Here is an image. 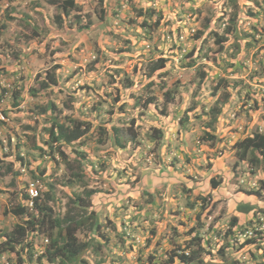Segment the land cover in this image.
<instances>
[{
  "label": "rangeland",
  "instance_id": "1",
  "mask_svg": "<svg viewBox=\"0 0 264 264\" xmlns=\"http://www.w3.org/2000/svg\"><path fill=\"white\" fill-rule=\"evenodd\" d=\"M105 1L111 7L106 20H102L99 15L103 7L99 0H78L79 22L88 33L76 31L75 24H68L74 13L68 16L62 13V19L56 22L57 14H61L56 4L48 9L50 23L55 27L52 34L35 31L32 21H27L28 27L22 24L24 31L16 33L23 35L22 39L10 44L5 40H10L14 33H4L2 37L0 31L4 40L0 43V67L18 59L24 65L16 67V75L3 81L10 90L19 89L20 85L23 88L38 85L36 76L47 70L56 72L57 87L62 86V89L47 88L34 98L20 87L23 98L18 105L12 103L10 94H4L0 100V112L5 115L0 120V135L4 139L9 136L13 144L19 142L20 155L28 149L36 150L27 145L37 141L43 147L52 146L54 156L39 159L37 170L44 172L38 178H28L27 164H17L21 179L14 182L18 186L23 181L17 187L21 192L12 196L0 194V232H9L14 222L20 221L4 211L14 206L17 198L25 199L22 193L31 180L37 181L38 198L42 203L47 201L54 216L64 212L74 214L68 192L83 193L91 189L94 193L89 200L96 210L93 217L105 216L107 228L99 232L108 239L99 234L100 239L93 237L89 224L79 227L76 235L88 243L83 254L85 264H156V259L165 257L164 246L176 236L170 237L173 225L179 226L176 234L182 236L194 222L193 216L187 219L193 213L188 214L185 208L181 213L173 212L187 199L211 194L208 201L211 203L217 197L213 219L222 217L229 207L240 220L264 212V183H261L264 175L257 170L251 172L246 162H237L231 147L233 140L248 129L264 131V75H252L255 66L261 69L259 59L264 56V0H237L231 5L224 0H141L138 3L141 7L148 4L161 15L160 25L151 30V39L138 27L139 21L135 20L141 18L128 11L125 0ZM236 2L240 7L236 13L251 15L250 18L237 20L238 31L231 30L233 38L226 41L222 53L218 44L208 41L210 59L203 57L196 59L194 65H187L192 56L186 54L192 49L195 32L203 30L207 21V29L218 22L220 28L227 26V15L222 10L234 12ZM34 16L38 28L42 29L40 22L46 27L48 22L43 17ZM157 17L158 14L152 15L151 24ZM28 45L30 50L24 51ZM205 52L200 50L195 57ZM6 53L10 57L4 60ZM161 57L167 58V66L152 72L158 63L155 61ZM199 64H206L205 71ZM203 72L204 82L200 78ZM149 74H152L151 85L147 83ZM233 80H237L238 86L231 85ZM167 89H170L168 98L163 95ZM239 90L242 93L249 90L262 107L250 105L247 95H239ZM213 110L219 118H214ZM189 111V116L197 113L200 119H187ZM71 116L76 121L92 122L83 144L77 147L83 151L80 161L75 159V143L62 144L67 152V158L62 159L58 145L49 141L44 129L52 118L71 126L67 119ZM98 123L106 130L101 139L96 130ZM154 129L163 132L160 142L152 137L159 134ZM114 130L119 141L114 138ZM10 159L8 156L2 165H8ZM82 166L85 167L82 180L89 179L84 185L87 189L78 182V175L73 174L80 172ZM229 173L233 174L230 178ZM211 177L218 180L217 187L210 186H213ZM72 178L75 183L70 185ZM10 180V176L1 178V185L9 184ZM50 189L57 191L52 200L45 194ZM238 202L248 204L242 208L243 212L236 209ZM47 227L41 225L37 229L47 235L50 234ZM233 234L229 240L236 247L241 238L238 240L237 234ZM30 235L28 228L24 243ZM36 241L34 256L44 248L39 246L40 237ZM27 246L24 245V254ZM215 248L216 245L210 254L201 252L200 256L216 257ZM152 251L156 257L148 261ZM234 253L226 256L230 259ZM17 261L14 252L0 253V264Z\"/></svg>",
  "mask_w": 264,
  "mask_h": 264
},
{
  "label": "trees",
  "instance_id": "2",
  "mask_svg": "<svg viewBox=\"0 0 264 264\" xmlns=\"http://www.w3.org/2000/svg\"><path fill=\"white\" fill-rule=\"evenodd\" d=\"M50 3L56 4L61 12V14L57 15L55 20L58 22L62 19V13L66 16L73 15V24L76 25V31H81L88 33L86 31L87 29L84 28V26L80 25L79 22V13H80V7L81 5L78 4V0H49ZM128 11H133L138 15V17L141 18V20H135L138 22V27H141V29L145 30V37L148 39H151V30L157 29V27L160 25V18L161 15L158 11L155 10V8L151 7L150 5L146 4L143 7H141L138 3L141 0H125ZM237 0H224V2L229 3L231 5V2H235ZM103 2H107V4H103ZM100 5L103 7L101 8V13L99 15V18L102 20H106L107 17V11H110V4L108 1L105 0H99ZM103 4V5H102ZM235 5V11L234 12H226V10H222L224 14L227 15L226 22L230 26H224L223 28H220L221 22H218L214 24L212 27L207 29L209 27V22L204 23V29L203 30H197L193 36L194 43L192 46V49L186 54L188 56H192L189 61H187V65H194V62H196V59H200L203 57H206L210 59V55L208 54L207 50L209 48V42L212 41L214 44H218L219 46V53L223 52V49L226 46V41L230 38H233L232 35V29H234L237 33L238 31V19L242 18H250L251 15H245V14H237L236 11H240V7L238 6L237 2ZM264 6V4H263ZM104 8L106 9V12L104 13ZM153 14H158L157 19H155L151 24V19ZM164 23H166L164 21ZM102 23L98 24V27H101ZM105 26V25H104ZM155 28H154V27ZM94 27H97L94 25ZM80 28V29H79ZM252 28H256L255 26H252ZM207 30V32H206ZM75 30H70V32H74ZM207 33V37H206ZM202 48V49H201ZM210 49V48H209ZM206 50L204 55H198L195 57L199 51ZM192 58H194L192 60ZM260 66L261 69L257 70L255 67L253 68L252 75H264V56L260 59ZM258 61V60H257ZM256 61V63H257ZM156 67L152 68V72L165 68L167 66V58H159ZM19 62H17L18 66ZM202 67V70L205 71L204 68H206V64H199ZM16 65L11 67L8 64H4L0 67V81L5 80L6 77H11L16 75L15 72L17 71ZM59 66H56L58 68ZM55 71V70H54ZM56 72H48V70L43 73L42 75H37L36 79L39 81L38 85H35L33 87L23 88L22 85L19 86V89L14 87L12 88L11 93V99L12 103L14 105H18L19 99L23 98V93L21 88L26 91L29 96L31 97H39L41 95V92H43L47 88H57L62 89V86H59L58 84V78L55 74ZM228 73V72H226ZM3 77V78H2ZM148 79V85H151L153 82L151 81L152 74H149ZM203 82L205 81V73H202V76L200 77ZM231 85L233 87L238 86L237 80H233ZM21 87V88H20ZM164 87V85H163ZM6 90L0 86V100H2V97L4 96ZM239 95H247L246 98H248V101H251L249 104L254 105L255 107H259V99L255 95H251V92L247 90L245 93H242L241 90L238 91ZM261 98H263V93L261 91ZM163 95L165 97H170V89L163 91ZM137 102V100L135 99ZM248 107H251V106ZM52 107V103L50 104ZM262 107V105L259 107V109ZM168 113V110L165 111ZM214 112V110H213ZM174 114L170 115L171 119H173L175 116ZM215 115V112H214ZM216 116V115H215ZM53 121L50 123L49 126H46L44 129L46 130L48 134V139L52 143H55L58 145V155L62 157V159H66L67 152L65 148H63L64 143L66 144H76L74 146V151L76 152L77 158L76 161H80L81 157L83 156V151L77 147L83 144L86 136V132L92 126V122L89 119H83V120H75L76 117H68V121L71 122L69 124H66L64 121H59L58 119L52 118ZM182 120V118L180 119ZM76 121V122H75ZM94 124V123H93ZM186 126V125H184ZM30 128V126H27ZM113 129H117L114 127ZM96 130L98 132V138H102L103 131L105 130V127L102 123H98ZM155 130V129H154ZM155 131H158L159 134H153L152 137L154 139H157L158 142H160L162 137V132L159 129H156ZM114 138L116 141H119V136L114 130ZM103 141V140H102ZM121 145L122 142H119ZM19 142H16L13 144L10 140V137L3 138V136L0 135V194H7L8 196H12L14 194L20 193V189L17 187L23 183L20 182L18 186L15 184L14 181L21 179L19 177L20 175V168L17 167V164H23L26 165V174L28 178H38L40 174L44 172V170H37L38 166L40 165L39 159H43L44 157H50L53 158V148L50 146L49 148L43 147L41 144H38L37 141H33L32 144L27 145L28 147H34L36 150L28 149L25 151L24 155L19 154L18 149ZM9 148L8 151L4 150V148ZM232 148L234 149V155L236 156L237 162H246L247 165L250 168L251 172H254L257 170L258 173L264 175V132L255 131L252 132L249 135L243 136L241 138H236L233 142ZM18 149V150H17ZM8 156L11 157L10 161L7 162L8 165L3 166L2 163L3 160H5ZM70 160V159H69ZM175 160V159H173ZM66 164L69 165L70 163L66 161ZM80 164V162H79ZM174 164V162H172ZM16 165V167H14ZM85 167L82 166L80 168V172L76 171L73 172L75 174L74 176L79 177V183L84 188L85 183L87 180L83 179V172ZM6 176H10L11 180L9 184L7 185H1V178H4ZM262 178V177H261ZM260 178V179H261ZM26 178H23V180ZM212 182L218 183V180H215L214 178H211ZM71 184L73 185L75 182L73 178L70 180ZM261 183H264V180H261ZM9 187L11 188V191L9 190ZM261 187H263V184H261ZM63 186L60 188L62 190ZM52 189V188H51ZM51 189L45 192L46 197H48L49 200L54 199L56 192H51ZM258 189V188H257ZM261 189V188H260ZM259 189V191H260ZM94 193V190H84L83 193L81 191H70L68 192V196L71 199L72 203V209L74 211L73 215H70L69 212H64L63 215L57 214L53 215L52 209L50 206H48L47 201L41 202L40 198L36 199L35 201V213H31L27 210V207L23 203V199L17 198V202L14 206H11V208H8L4 211L5 214H11L13 217H18L20 221H15L13 224V227L10 229L9 232H6L2 234L0 232V253L3 251L6 252H14L17 257V263L14 264H85L87 262L86 258L83 256L84 252L86 251V248L88 247V243L81 241L78 236L76 235V232L79 230L80 226H86L91 225V231L93 237H98L100 239V236H103L105 240L108 239V237L105 236L104 233L101 232L100 229L107 228L104 226V217H93V214L95 213V209L92 206V203L90 202V197ZM210 193V192H208ZM252 193V192H248ZM255 193H259L258 190H255ZM23 196L24 193H22ZM211 196V194H209ZM210 196L207 195H200L194 200L187 199L185 202L182 203V205H179L177 210H174V213H181L182 209H187V213L194 215L195 217V223L194 225L188 227L184 235H177L178 233V225H173L174 230L170 237L172 238L171 241H169V244L167 246H164L166 250L165 257L163 259H156V264H203V262H208L211 264H245L244 260L242 259V256L245 254H249V258L253 259L255 263L253 264H264V260L262 258L264 257V228L259 230L256 234L249 236L247 238H244L242 241L239 242V245L234 247L232 244V240H229L231 237L230 234L234 233L235 235L239 231V229L235 228V224L239 223L240 230L247 229L248 225H250L252 222L249 219L238 220L236 216L231 217V224H233V228L231 231L228 232H220L216 236L213 237H206L204 234L201 233V231L204 230V225L206 222L207 217L212 213V209L215 204H211L208 201H206V198H209ZM248 204L238 202L237 208L238 211L243 212V207H246ZM170 212V211H169ZM257 213V212H255ZM262 217H264V212L262 211ZM191 216L189 215L188 218ZM187 218V219H188ZM48 227H47V225ZM43 225L50 229V234H47L49 238V242L46 245L44 251L34 256V248L38 245L36 241V235L35 230L36 228H40V226ZM30 228V238L29 241L24 243L23 238L25 236L26 230ZM56 228V232L52 234V230ZM210 229V227H209ZM97 232H95V231ZM208 231L207 233H209ZM100 236H99V235ZM233 234V235H234ZM173 235V236H172ZM220 237L222 240L220 246L216 247L215 253L220 254L221 258L218 260H215L213 255L212 257L205 258L203 256H200V253L204 254H210V252L213 250L215 245H213V241L216 237ZM178 237V238H177ZM97 244H101L100 242L96 241ZM24 245H28V249L26 250V253H23ZM256 245L258 249L260 250V254L255 250L252 252L250 246ZM41 246V245H39ZM225 247V248H224ZM248 248V250L245 252V249ZM230 252H235L233 254L232 258H228L226 256ZM156 257L155 252H151L147 256V260L151 261Z\"/></svg>",
  "mask_w": 264,
  "mask_h": 264
},
{
  "label": "clouds",
  "instance_id": "3",
  "mask_svg": "<svg viewBox=\"0 0 264 264\" xmlns=\"http://www.w3.org/2000/svg\"><path fill=\"white\" fill-rule=\"evenodd\" d=\"M10 1H12V0H8V2L4 3L3 11L0 13V31L4 32V29L7 27V21H12L14 19H17L18 21H22V23L25 24V22H27L28 19H29L30 22L32 21V25L31 26L35 29V31L44 32V33L50 32V34H52L54 32L55 27H54L53 24L50 23V20H49L50 19V17H49L50 14H49L48 9H49V6H54L55 4L50 3L49 0H29L28 4H24V1H21L19 6H18L20 9L17 10V9H15V6H12L10 4ZM40 8H43V10H41ZM34 14H38V19L43 17V19H45L48 22V24H46V27L42 24V22H40V25H41L42 29L38 28V24L34 23L35 22L34 21L35 19H33ZM67 21H68L69 25L72 24V19H68ZM53 22L55 23V21H53ZM60 25H62V24H60ZM43 27H45V28L43 29ZM6 33L9 34V32H6ZM10 33H12V32H10ZM23 34H24V32H23ZM3 35H4V33L1 34L2 37H3ZM5 41H7V40H5ZM2 42H4V40ZM10 44H12V43H10ZM29 50L30 49H29V45H28L27 48L24 49V51H29ZM5 57L9 58L10 56H9L8 53H6V55L3 56L4 60H5ZM13 61H15V60H11L10 62H13ZM17 62H19L17 67H19L20 65L22 67L24 66L23 65V61H21L20 59H18ZM3 81H5V80H3ZM3 81L2 80L0 81V86L2 88H4V90H6L5 94L11 93L12 90H10V88ZM189 113H190V111L188 112V114L186 116L187 119H189V120L190 119H197V118L201 117V116L196 117V115H198L197 113H195L194 115L190 114V116H189ZM219 117H220L219 115H216L214 118H219ZM4 119H5V115H3L0 112V120H4ZM159 130L162 132L161 129H159ZM255 131L264 132L261 129L251 130V131H249V129H248L247 131L242 132L240 134V136H238L237 138H241L243 136L249 135V134H251L252 132H255ZM162 136H163V132H162ZM235 139L233 140V142L235 141ZM233 142L231 144V147L233 145ZM228 175H229L228 178L233 176L232 173H229ZM211 178H213V177H211ZM215 183L212 182L213 186L212 185H210V186L212 188H214V187H217L219 185V183L217 185H214ZM30 184H34L36 189H37V181L36 180H31L27 184V187L24 189L25 199H23V203L27 207V210L30 209V210H28L29 212H31V210L35 211V201L39 197L38 196V189H37V195L34 196V197H30L29 192H28V188L30 187ZM247 189H249V188H247ZM237 194L239 195L240 193H237ZM215 199L218 200L217 197ZM216 200H213L211 202V204H214V202ZM206 201H211V199L210 198H206ZM212 213H213V209H212ZM212 213L207 217L205 225H204V230L201 231V233L204 234L206 237H213V236H216L220 232L231 231L232 228H233V224H231V217L233 215L236 216L238 218V220H240V218H239L240 216L235 214V213H233L230 207L225 209L224 215L222 217H220V218L213 219ZM261 215H262L261 212H257L253 217L252 216L249 217L248 219L252 223L250 225H248L246 230L243 229L241 231L240 230V226L241 225L239 223L235 224V228L239 229V231L237 232V236L239 237L238 240L241 238L240 241H242L244 238L252 236V235L256 234L259 230L264 228V217H262ZM190 216H193L192 218H193L194 222L192 224H189L188 225L189 227L194 225V223H195L194 215H190ZM188 219H190V218H188ZM242 220L245 221V219H242ZM221 224L225 225V227L224 226H220ZM209 227H210V229H209ZM208 231H210V232L207 233ZM26 232H27V230H26ZM34 233H35L36 237H40V241L42 242L41 246H44L43 250H41L40 252L37 251V253H35V256H37V255L41 254L44 251L46 245L49 242V238H48L47 235L40 234V230L37 229V228H36ZM25 235H26V233H25ZM221 242H222V240L218 236V237L215 238L213 245H216V247H219ZM250 248H251L252 252L257 250V252L260 254V250L258 249V247L256 245H251ZM247 250H248V248L245 249V252ZM220 258H221V255L217 253L216 257L214 259L218 260ZM242 259L244 260L245 264H253V263H255V261L253 259H250L247 256V254H245V253L242 256ZM262 260H264V257L262 258ZM201 263H203V264H211V263L203 262V261Z\"/></svg>",
  "mask_w": 264,
  "mask_h": 264
},
{
  "label": "crops",
  "instance_id": "4",
  "mask_svg": "<svg viewBox=\"0 0 264 264\" xmlns=\"http://www.w3.org/2000/svg\"><path fill=\"white\" fill-rule=\"evenodd\" d=\"M21 1H24V4H28V2H29V0H12V1H10V4L12 6H15V9L18 10V9H20L18 6H19ZM5 2H8V0H0V13L3 11V7H4V3ZM40 9L43 10V8H40ZM28 21H29V19H28ZM21 24H23L22 21H18L17 19H14L12 21H7V27L4 29L3 33H6L8 31H9V34H10V32L14 33L13 35L9 36L10 40H7L8 42L13 44V43H17V39H22L23 35H21V34L16 35L17 30H21L22 29L21 28ZM23 25L25 27L28 26L27 23H25ZM3 37H4V35H3ZM2 41H3L2 38H0V43ZM8 65H10L11 67H13L14 65L17 66V61L10 62Z\"/></svg>",
  "mask_w": 264,
  "mask_h": 264
},
{
  "label": "built area",
  "instance_id": "5",
  "mask_svg": "<svg viewBox=\"0 0 264 264\" xmlns=\"http://www.w3.org/2000/svg\"><path fill=\"white\" fill-rule=\"evenodd\" d=\"M28 192L30 197H34L37 195V189L34 184H30V187L28 188Z\"/></svg>",
  "mask_w": 264,
  "mask_h": 264
}]
</instances>
